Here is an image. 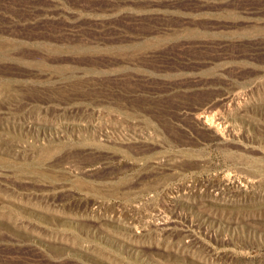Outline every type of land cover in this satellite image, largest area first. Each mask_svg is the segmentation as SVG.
Returning <instances> with one entry per match:
<instances>
[{"label": "rangeland", "instance_id": "374dc122", "mask_svg": "<svg viewBox=\"0 0 264 264\" xmlns=\"http://www.w3.org/2000/svg\"><path fill=\"white\" fill-rule=\"evenodd\" d=\"M0 264H264V0H0Z\"/></svg>", "mask_w": 264, "mask_h": 264}]
</instances>
